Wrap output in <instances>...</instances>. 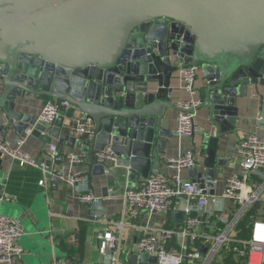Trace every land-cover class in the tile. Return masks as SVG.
<instances>
[{
    "label": "water",
    "instance_id": "95a60500",
    "mask_svg": "<svg viewBox=\"0 0 264 264\" xmlns=\"http://www.w3.org/2000/svg\"><path fill=\"white\" fill-rule=\"evenodd\" d=\"M185 65L198 68L197 110L208 114L205 169L190 168V178L212 188L227 136L238 133L237 103L264 86V0H0V130L44 133V140L87 153L95 171L115 178L116 189L122 179L162 171L175 136L166 111L179 110L173 95ZM32 96L70 101L94 134L78 138L62 131V116L49 126L21 110ZM108 146L117 160L98 163L95 153ZM2 162L0 154V171ZM172 217L183 222L184 210ZM127 261L157 259L132 252Z\"/></svg>",
    "mask_w": 264,
    "mask_h": 264
},
{
    "label": "built area",
    "instance_id": "2783aa9c",
    "mask_svg": "<svg viewBox=\"0 0 264 264\" xmlns=\"http://www.w3.org/2000/svg\"><path fill=\"white\" fill-rule=\"evenodd\" d=\"M197 75L196 66L185 65L179 69L183 88L190 97L176 104L179 110L175 134L178 138L192 137L199 129L197 107L200 100L195 97ZM58 116L64 118L63 128H68L69 133L78 138L90 137L95 132L92 122L82 123L78 111L65 99L47 101L39 114V121L51 126ZM14 142L16 147L0 131V154L13 157L22 166L41 169L54 184L67 182L82 203L97 208L101 196L91 187L89 176L78 169L65 173L58 167L65 162L70 165L82 163L87 160V153L63 151L59 144L51 143L41 157H33L23 149L24 137H18ZM237 149L241 155L240 168L226 179L225 189L219 195L213 193L202 178L184 177L186 169L199 165L194 149L168 159V172H153L139 185L126 186L123 191V218L143 212L168 215L178 209L184 210L185 217L183 222L170 226L158 227L151 221L145 225L135 224L138 238L129 251L123 245L125 219L116 223L119 226L117 234L111 230L100 232L101 253L106 255L107 251H113L110 264H132L123 259L125 254L132 252H146L156 257V264H214L220 256L224 261L232 256L242 264H264V138L257 133H249L239 142ZM95 158L98 163L114 162L118 155L108 146L97 151ZM210 198L216 204L215 208L210 206ZM192 206H203L205 213H196ZM254 208L257 213L250 236H240L237 225ZM89 220L112 223L107 214L93 213ZM217 225L220 226L218 230ZM24 232L20 218L0 214L1 262L12 263L22 258L24 249L20 238ZM52 264H59L57 258Z\"/></svg>",
    "mask_w": 264,
    "mask_h": 264
},
{
    "label": "crops",
    "instance_id": "0c3cea01",
    "mask_svg": "<svg viewBox=\"0 0 264 264\" xmlns=\"http://www.w3.org/2000/svg\"><path fill=\"white\" fill-rule=\"evenodd\" d=\"M179 76V71H178ZM177 87L173 95V102L181 99H188V94L184 88L181 78L175 82ZM201 84L200 77L197 78L196 86ZM0 87V94H1ZM248 97L237 103L239 107V119L236 123L238 133L227 136L226 147L219 155L222 156V166L218 168L217 178L214 180V187L211 189L216 195L221 194L226 186V179L239 170L241 155L238 151L239 142L249 133H257L264 138V86L258 89L250 88ZM199 98V93L195 95ZM28 103L21 106L30 114L39 115L44 104L49 100H54L48 96H32L28 98ZM21 102V100H20ZM166 118L168 128L174 132V138L168 143L165 154L162 155V171L168 172L166 163L168 159L176 157L180 153L194 149L201 169L205 160L206 145L203 143L205 132L208 130V114L206 109H198L197 123L199 129L194 137L178 138L175 130L178 125V110H167ZM262 118V119H260ZM63 128L62 131H68ZM1 131V130H0ZM12 141V146L16 147L15 140L24 137L23 149L33 157H41L47 150L49 144L60 142L56 138L44 140V133L36 136L31 130L18 132L14 128H8L7 132L1 131ZM63 151L79 152L81 150L64 144L60 147ZM113 164L114 162L108 161ZM59 169L68 173L71 169H78L89 176L91 187L101 196L100 204L97 208H92L82 203L74 188L65 181L52 183L42 172L41 169L29 165H20L17 160L9 155H3L2 170L0 171V182L3 184L4 205L0 209V214L18 217L21 219L25 229L20 239L24 249L21 259L14 262H1L0 264H52L57 258L59 264H110L100 251V240L98 234L102 231L111 230L115 234L119 232L118 222L125 219L123 227V245L127 251L132 250L138 238V232L134 228L135 224L145 225L149 221L155 226L174 225L171 214L143 212L140 215L123 218V191L126 186H137L145 178L138 177L129 182L122 179L120 186L116 189V180L112 175L100 174L94 170V165L87 159L82 163L65 162L58 166ZM184 177L191 179L190 169H186ZM124 180V181H123ZM106 190V192H104ZM183 204V203H182ZM210 206L215 208L216 204L210 198ZM220 206V205H219ZM254 208L237 225L240 236L249 237L252 222L255 219L257 210ZM196 213L204 214L205 209L194 210ZM107 214L112 223H97L89 220L91 214ZM220 227L217 225L216 229ZM207 231H210L207 228ZM124 260H127L125 254ZM214 264H242L241 260L236 261L231 256L227 260L218 257ZM200 264V262H199Z\"/></svg>",
    "mask_w": 264,
    "mask_h": 264
},
{
    "label": "rangeland",
    "instance_id": "374dc122",
    "mask_svg": "<svg viewBox=\"0 0 264 264\" xmlns=\"http://www.w3.org/2000/svg\"><path fill=\"white\" fill-rule=\"evenodd\" d=\"M21 239V238H20Z\"/></svg>",
    "mask_w": 264,
    "mask_h": 264
},
{
    "label": "trees",
    "instance_id": "16d2710c",
    "mask_svg": "<svg viewBox=\"0 0 264 264\" xmlns=\"http://www.w3.org/2000/svg\"><path fill=\"white\" fill-rule=\"evenodd\" d=\"M234 264V263H233Z\"/></svg>",
    "mask_w": 264,
    "mask_h": 264
}]
</instances>
